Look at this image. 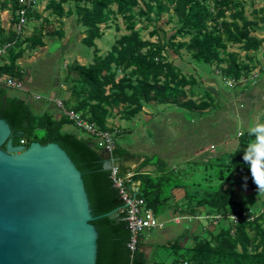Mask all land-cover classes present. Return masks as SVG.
<instances>
[{
    "label": "trees",
    "instance_id": "obj_1",
    "mask_svg": "<svg viewBox=\"0 0 264 264\" xmlns=\"http://www.w3.org/2000/svg\"><path fill=\"white\" fill-rule=\"evenodd\" d=\"M41 1L36 0L27 13L28 20L36 17L41 22L31 35H25V27L22 32L16 29L18 10L22 8L20 0H0V49L6 46L2 52L5 61L0 63L3 78L0 83V117L10 124L14 145L28 147L34 141L41 144L57 142L82 172L95 216L92 223L98 230L95 264H146L140 243L131 257L128 247L130 230L122 211L125 202L111 177L112 167L104 166L106 160L100 153L104 147L98 138L85 132L74 119L62 112L60 116L49 110L37 113L28 94L22 89L9 88L5 85L6 80L15 78L25 83L26 72L18 60L27 50L45 46L48 38H63L66 34L62 27L63 17L75 16L76 26L83 27L82 42L95 47V56L88 64L76 59L67 65L60 90L69 92V95L63 103L97 129L114 134L112 159H129L135 155L118 143V133L110 124L111 117L131 119L152 102L203 111L210 105L207 93L199 100L191 97L196 94L197 79L182 72L169 58L168 47L176 53L185 49L198 65L226 64L223 73L237 82L243 77L244 65L239 62L236 52L228 50L229 44L242 43L243 48L249 49L262 41L250 35L252 22L245 16L243 0H48L47 15L37 11ZM4 10L12 14L9 30L1 26V11ZM165 14H168L167 18ZM50 17H54L61 27H55ZM118 17L124 20L128 32L116 38L107 53L100 54L96 40L104 36L102 25L111 28V22ZM173 20L177 26L167 39L153 41L143 37L142 30L151 24L150 35L155 36L161 29L158 22L171 23ZM139 23L141 26L137 27ZM115 28L120 30L119 25ZM177 37L181 40L176 41ZM10 89L16 91L10 92ZM67 124L74 125L76 130L64 129ZM252 140L246 136L232 154V162L219 164L216 177L219 185L215 190L206 195L186 193L188 204L186 208L182 207L183 213H195L199 207H205L208 219L222 225L217 233L206 230L204 235H194L193 246L187 248L186 256L176 255L174 264H264L263 196L259 197V204L250 196L254 202L247 206L234 197L237 187L253 192L255 197L259 194L249 164L241 159ZM249 153L252 154L251 149ZM151 162L152 159L146 158L141 166ZM156 163V175L135 173L131 178H127V167H116L118 175L126 179L129 190H132L133 181H141L139 190L134 193L144 199L158 217L167 209L173 189L184 184L177 178V173L166 169L165 163ZM261 167L264 168V158ZM231 214L238 216L237 222L230 218ZM175 244L182 246L178 239L171 242V247Z\"/></svg>",
    "mask_w": 264,
    "mask_h": 264
},
{
    "label": "crops",
    "instance_id": "obj_2",
    "mask_svg": "<svg viewBox=\"0 0 264 264\" xmlns=\"http://www.w3.org/2000/svg\"><path fill=\"white\" fill-rule=\"evenodd\" d=\"M45 1L38 4L37 11L41 15L48 14L46 10L48 0L42 8ZM243 1L245 16L252 22L250 35L262 42L257 47L251 46L249 49L243 48L242 43L229 44L228 50L236 52L239 62L244 65L243 77L239 81L235 82L232 77L223 73L226 64L200 66L195 61L192 62L190 58L188 63H192V70L186 72L174 62L182 72L192 74L197 79L196 94L191 97L199 100L207 93L209 107L204 111L189 110L176 105L152 102L146 104L136 116L125 119L130 121L128 126H122L120 120L124 119L120 117L112 124L115 132L118 133L117 138H125V144H121L118 141L119 138L117 139L118 143L135 155L129 159L111 158L112 165L127 167V176L131 178L135 173L156 175L158 173L156 162L162 161L165 163L166 169L177 173V178H180L184 184L180 188L173 189V196L168 201L167 209L158 215L163 225L148 229L140 236L139 245L147 261L146 264L151 261L156 262L158 259L162 264H174V257L179 255L174 252V248L178 250L181 246L175 244L171 247L172 241L178 239L182 245H187L186 248H189L194 244V235L201 234L202 230H210L211 224L212 227H216L217 222L209 220V225L206 227L203 225L202 230H198L197 224H204L201 217L207 215L208 210L205 207H199L195 213H183L182 209L186 208L188 204L186 193L188 191L198 192L196 188L201 187V181L198 182L191 177L194 172H208L213 166L218 168L221 163H231L232 154L239 148L241 141L248 136L249 126L264 122V0ZM4 15H8L7 19H4ZM11 20V11H1V26L5 30L11 28ZM239 22L242 24L241 21ZM36 23H38V19H29L24 34L31 35ZM30 24L31 27H29ZM46 41L44 48L55 46L56 41L53 39H51L52 43L50 40ZM69 48V44H65L63 49ZM27 51L18 60L26 72L25 83L22 87V90L25 91L24 94H28L27 96L37 113L49 110L56 116H60L62 111L56 105V99L63 100L58 96L62 86L60 76L54 77L55 71L46 75L45 78L50 80L46 84V88H48L46 94H42L38 88L34 87V75H37L38 81L42 79L41 72L35 69L40 67L43 62L48 61L50 55L44 56L46 57L44 60H38L26 70L22 61L31 57L26 54ZM4 61L2 53L0 54V63ZM40 61L41 63L37 65ZM246 71L249 73L245 74ZM11 92L13 91L11 90ZM146 158L152 159V162L141 166ZM194 166L203 167V170L194 168ZM208 174L210 177L213 175V173ZM205 180L210 179L207 180L205 177ZM140 183V180L133 181L132 190L137 192ZM247 192L250 197L248 190ZM185 238L191 240L188 242L189 244H184L187 240ZM164 248H167V252L172 253L173 256L166 257V261H161L159 250H164Z\"/></svg>",
    "mask_w": 264,
    "mask_h": 264
},
{
    "label": "water",
    "instance_id": "obj_3",
    "mask_svg": "<svg viewBox=\"0 0 264 264\" xmlns=\"http://www.w3.org/2000/svg\"><path fill=\"white\" fill-rule=\"evenodd\" d=\"M100 153L111 168V152ZM94 219L67 151L57 142L14 145L0 117V264H95Z\"/></svg>",
    "mask_w": 264,
    "mask_h": 264
},
{
    "label": "rangeland",
    "instance_id": "obj_4",
    "mask_svg": "<svg viewBox=\"0 0 264 264\" xmlns=\"http://www.w3.org/2000/svg\"><path fill=\"white\" fill-rule=\"evenodd\" d=\"M47 0L45 1V3H43L44 5H42V8L45 6ZM65 7H68V5H66ZM48 12V11H47ZM46 12V13H47ZM8 15H4V19H7ZM165 17H168V14H165ZM53 21L55 20L54 17H50ZM36 18H32V20H35ZM175 19V18H174ZM63 28L65 29L66 34L64 35L63 38H58L57 36L53 38L54 41H56L55 46L52 47L50 46L49 48H44V47H39L35 50H29L27 51V55L31 56V57H27L26 60L22 61V64L24 65L25 69L27 70V68H30L32 66L33 63L37 62L38 60H44L47 55H50L48 61L43 62V64L38 67L37 71L41 72V80H37V75H34L35 81H34V87L38 88V91H40L42 94H46V84L49 83V79H46V75H49V72L53 73L55 71V75L54 77H58L60 76V80L63 81L66 72L65 69L67 67L68 64H71L74 60H78L80 63L82 64H88L90 62L93 61L95 53H94V49L95 47H90L86 44H84L82 42V28L81 26L77 25L76 26V22H75V16H65L63 17ZM41 22V19H38V23H36L37 25ZM54 25L55 27H61L60 24H58L56 21H54ZM116 25H119L120 30L118 31L115 27ZM111 28H106L104 27V25H102L103 29H104V36L101 39H97L96 43H97V48H99V53L100 54H105L107 53L113 42L115 41L116 38H118L121 34L127 33L128 30L125 27V23L124 20L121 17H118V19L116 21H112L111 22ZM141 26V24L139 23L137 25V27ZM158 26L161 27V29L159 30L158 35L155 36H151L150 35V31L153 29V24H151L147 29L142 30V35L144 38H151V40L153 41H157L160 38L161 39H167V37H169L170 35H172L175 31V27L177 26V23L175 20H173L171 23H163V22H158ZM29 27H31V24L29 25ZM52 39V38H51ZM51 39H47L50 40V42L52 43ZM181 38L177 37L176 41H180ZM65 44H69L70 48L69 49H63ZM167 53L170 59H172L174 62H176V64L180 67H182L183 71L189 72L192 70V63H188V60L190 59L189 54L186 52L185 49H181L180 53H176L172 50V48L168 47L167 49ZM193 62V60H192ZM40 62L37 63L40 64ZM200 66H209V64L207 65H200ZM206 70H208L206 68ZM50 73V74H51ZM31 87H33L32 83L29 81ZM63 89V88H62ZM16 90H14L13 92H15ZM11 92V91H10ZM60 94H58L59 97H62L63 99L69 95V92L60 90L59 91ZM22 93V92H20ZM24 93V92H23ZM22 93V94H23ZM61 99V98H59ZM119 116H116L114 118L111 119L110 123L114 124L113 122L118 120ZM122 126H128L130 124L129 120H120ZM64 129L69 130V131H75L76 127L72 124H67L64 126ZM119 138V139H118ZM118 141L121 142V144H125L124 141V137H118ZM202 168L203 167H198V166H194V168ZM218 168L217 167H213L211 170H209L208 172L206 171H199V172H194L193 173V177H191L193 180H196L199 182V180L201 181V187H197L196 190L198 191V193L200 195H206L208 192L215 190L218 185H219V181L218 179L215 178V175H218ZM208 173H213V175L210 177L208 176ZM208 174V175H207ZM206 179H210L208 181L205 180ZM190 178V179H191ZM249 191V190H248ZM248 192L246 189L241 188V187H237L236 191H235V199L236 201H240L242 202V205L247 206V205H251V203H253V198L256 199L255 203L259 204V197L260 196H264V194L259 193L256 197L253 195V192L249 191L250 196L252 197H248ZM201 219L203 220V223L197 224L198 225V230L201 231L203 228V225L206 227L207 225H209V220L207 217L203 216L201 217ZM200 220V219H199ZM201 221V220H200ZM220 225H222V223H217L216 227H212L211 224V229L210 231H212L213 233H217L219 230ZM198 232V231H197ZM202 235L205 234L204 230H202L200 232ZM187 239V238H185ZM183 240V239H182ZM181 240V241H182ZM185 241V240H184ZM191 240L187 239L186 243L184 242V244H187L188 242H190ZM189 244V243H188ZM187 245H182L181 248H179L177 251L179 253V256H186V251L188 250ZM165 251V252H164ZM168 249L164 248V250H159V254H160V259L161 261H166L168 257H172V253L167 252ZM167 253V254H166ZM158 254V255H159ZM166 254V255H165ZM167 257V258H166ZM159 258V256H158ZM149 264H162L159 259L154 262L151 261Z\"/></svg>",
    "mask_w": 264,
    "mask_h": 264
},
{
    "label": "built area",
    "instance_id": "obj_5",
    "mask_svg": "<svg viewBox=\"0 0 264 264\" xmlns=\"http://www.w3.org/2000/svg\"><path fill=\"white\" fill-rule=\"evenodd\" d=\"M22 8L18 10L19 21L16 24L18 32H22L28 22L27 13L28 8L36 3V0H20ZM6 46L0 49V54L4 52ZM0 83H3V78L0 76ZM5 85L11 89H22L23 84L15 78H8ZM56 105L65 115L74 119L77 126L83 128L85 132L94 135L99 140V144L103 145V149L111 152L115 147L114 134L109 131H102L90 122H87L79 117L74 111L65 107L62 99H56ZM23 142V141H22ZM111 177L113 178L114 185L119 189L122 199L125 204L122 211L125 212V220L128 223L130 230V239L128 247L131 251V257H133L138 244L140 242L141 234L151 228L161 227L163 222L154 214L153 210L147 207L144 199L138 197L133 191L129 190L126 185V179L118 175V169L116 166H112ZM129 178V176H127ZM208 218V216L206 215ZM217 217H219L217 215ZM230 218L237 222L238 216L231 214ZM178 264H186V262H179Z\"/></svg>",
    "mask_w": 264,
    "mask_h": 264
},
{
    "label": "clouds",
    "instance_id": "obj_6",
    "mask_svg": "<svg viewBox=\"0 0 264 264\" xmlns=\"http://www.w3.org/2000/svg\"><path fill=\"white\" fill-rule=\"evenodd\" d=\"M247 131L253 140L247 145L241 159L249 164L253 183L258 192L264 194V168L261 167V160L264 158V122L250 125ZM249 149L252 150L255 158L249 153Z\"/></svg>",
    "mask_w": 264,
    "mask_h": 264
}]
</instances>
